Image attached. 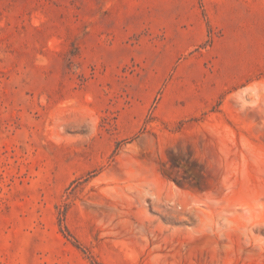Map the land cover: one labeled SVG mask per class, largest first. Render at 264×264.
Here are the masks:
<instances>
[{
    "label": "rangeland",
    "instance_id": "374dc122",
    "mask_svg": "<svg viewBox=\"0 0 264 264\" xmlns=\"http://www.w3.org/2000/svg\"><path fill=\"white\" fill-rule=\"evenodd\" d=\"M0 264H264V0H0Z\"/></svg>",
    "mask_w": 264,
    "mask_h": 264
}]
</instances>
